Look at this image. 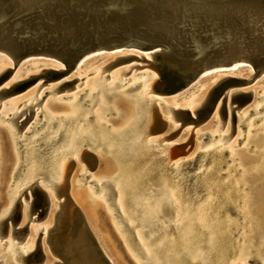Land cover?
Instances as JSON below:
<instances>
[{"label":"bare ground","instance_id":"6f19581e","mask_svg":"<svg viewBox=\"0 0 264 264\" xmlns=\"http://www.w3.org/2000/svg\"><path fill=\"white\" fill-rule=\"evenodd\" d=\"M121 2L122 0H102L104 9H107L109 5L118 6V4ZM226 2V0H196L197 5H194V7L206 5L210 8L209 10H212L216 13L217 11H215L214 8L216 7L215 4H220V7L224 8ZM247 2L254 3V0H247ZM180 3L182 2H179L177 5H180ZM207 7L205 9H208ZM248 7V4L241 6L242 12L246 16L251 12ZM3 13V10L0 9V18ZM220 19L221 21H223V24L226 23L225 26L227 27L228 31L219 32L218 36H224L226 33L229 35V37H232L233 41L235 42L232 47L228 44V42L225 41V39L221 40V50L223 51L224 55H227V57H229V61L222 64H231L230 68L226 70L229 71L226 74H229V76L233 74V77H237L234 75H239V71L237 68L241 66H247L249 68V74L251 75L254 71V66L252 65V63H250L249 59L255 60L256 58L257 51L255 49V45L261 44V42L264 43L262 36V34L264 33V29L260 30V35L253 36L251 40L244 39V35L238 32V28H235L234 21H232L231 19H227L225 16ZM260 23L264 28V19H262ZM208 26L209 24L207 22L204 27L208 29ZM33 29H37V31L34 32H38V28L34 27ZM250 29H252V26L250 27ZM209 30L210 29H208V31ZM125 38L130 40L132 48L127 49L122 53L130 52V50L132 49H140L143 53L142 56L144 58L147 57L145 59H149L148 61L152 63V68H155V70L157 71V78L154 77V74H150L148 76L146 75L147 77L140 76L141 78L134 79L128 86L135 87L136 85L143 83V86L140 90V92L143 93L149 91L152 88L154 80L155 82L158 81L159 85H164L165 78H162L161 72L164 71L165 66H168V61L165 54L169 53L170 51L175 57L176 64L172 66L174 70L178 71L180 69H183V67L179 64V61L183 59V55L176 48V46L173 47L164 42L162 48L160 46H155L153 48H138L140 47L139 43L135 42L138 38L137 36L127 35L125 36ZM143 42L146 44L149 43L148 41ZM195 42L197 43L198 41ZM205 42L207 43V45H211V47H213L208 38ZM195 46H197V44ZM213 48L211 49L210 54L216 53ZM154 49H156L155 52L151 54L147 53V51ZM233 49H235L237 52H240L241 54L237 56H231ZM112 52L113 51L109 53L113 54L114 52ZM262 54H264V48L262 49ZM137 55L139 56L138 53ZM87 57L88 56L80 59L77 66L75 67V70L80 68V64L86 62L84 60ZM0 58L5 62L4 65H0L1 72L8 65L11 66L12 64L8 60V57L0 56ZM236 60L243 61V63H233ZM49 61V65L52 68L63 67V64L57 59L51 58ZM21 64L23 63L20 62L17 65L20 66ZM219 64L221 63H213L212 65L198 72L193 78L192 83L189 86L185 87V91L188 88H191V85L198 83L200 78H202L203 76L211 73L221 72V69L213 67L218 66ZM34 65L38 66V64ZM193 66L194 65H190V67ZM100 67H102V65H100ZM211 67H213L214 69L206 71V69ZM127 68L118 70L115 75H110V84H106L105 86H102L100 88L96 86V83L100 81V79L98 80V75L100 72L98 73L96 71L98 70V67H94L91 70L92 72H96V74L92 77L91 83L89 85H86L83 90L85 91L86 89H88L90 94L96 92L94 101L96 107L91 111H81L75 107L74 103H76L77 96L80 94L76 92L71 94L72 99H69L70 101L66 100L62 102L61 100H64V96H61L62 99L58 97L47 99L45 98L44 100L49 102L51 107H48L46 105L47 103L45 102L41 107L42 110L32 109L31 115L26 112V107L34 106L39 96H42V94H44L46 90H43L40 93L39 91H31L28 94L24 93V95H22L21 93V95H18L15 99L10 98L0 103V120L5 127V129L4 127L0 128V143L2 144L0 161L2 163L3 157L5 164L2 163V165L5 168L9 164H12L13 158L11 145L14 144V149L16 151L17 157L10 184L13 185L15 177H18V180L14 183L12 189V198L10 199L4 212L0 213V220L5 215L8 216L10 214L14 201L21 195V193H24L25 197L29 196L28 201H33V196L31 193L32 181L35 180L39 184L43 181V184L48 188H46L47 191L53 192L52 187L46 184L45 180H52L51 182H53V185L55 186H58L61 183L62 175L65 171V163H67L65 159V157H67V155L65 156L66 152H68L72 158H75L79 157V147L91 149L90 147H92V144L94 145V147L100 144L101 147L98 148V151L102 152V147L103 145H105L107 147V151H105V153L110 154L111 151L108 149L112 148V140L118 141L117 139H114V136H117L119 139L117 145L118 149L116 148V151L114 152H117L119 150V152L127 151L130 153H134L139 149L141 151V154L147 156V161L149 162L148 164L152 169L151 172H156L158 174V178L155 179L154 182L152 181L153 183L148 181L146 184L145 193L142 194L139 198L136 197L138 200H133L132 206H129V204L125 200L124 191L120 182L121 180L119 181L118 178L114 177L115 173H113V175L111 176L103 175L102 177H93L90 174V177L94 178V180H96L101 187L99 192L96 194L93 192L94 189L92 190V186L89 187V194L90 196H92L93 202L95 204L93 213L102 223L101 225L104 227L108 240L114 246L113 248L116 252L115 255H113L114 261L112 260L114 264L133 263L130 262L127 256H125L124 250L119 243L117 236H115V234L109 227L104 212L98 203L101 202L103 204L105 211L108 212L109 216L112 218V213L111 211H109L107 205V195L105 192V190L109 188L107 187L105 189L104 185H102L104 183L101 184V182L105 179L112 184L115 190V203L117 211L122 216V221H124L131 229V231H133L134 237L136 239V245L140 250L141 254L139 257L136 258L132 255V253L126 248V244L125 242H123V239H121L119 230L115 226L112 218L114 229L117 231L126 250L130 253V256L135 261V263L264 264V237H262V234L260 235V230L264 232V143L261 149H258L256 147L252 149V145L259 144L264 140V112L262 113L261 111L264 109V87H260L257 90H255L254 88L252 89L253 95L248 105L246 103L241 107L240 111H238L237 125L231 137H229L231 130L228 125V120H226L225 125L222 126V129H220L221 125L217 121L215 126L211 130L198 132V134L208 133L210 135L209 143L205 142L204 145H200L199 150L193 156L187 159H179L177 161H173L170 164H167V152L164 150H159L155 147H161L160 145L156 144L158 138L149 137L146 139H142L143 132L141 131V129L148 126L150 118V113L146 109L148 103L146 102L144 108L140 110L142 112V116H140V112L139 115L137 111H134L133 115H129L126 111L124 112V110H120L118 108L117 102H121L120 104L124 106L126 100H131L134 106H136L137 104L139 105V103H141L144 98L139 96V91L133 97H128L127 95L123 94L122 90L114 87L116 86V82H118V80H120L121 83L125 82L124 80L126 78H121L120 74L124 73ZM15 70H17V68ZM25 72L26 75H28L27 71ZM23 73H14V76L20 74L22 75ZM134 74V76L137 77L136 74L139 73L135 72ZM167 75V79L169 78V84L173 85L178 82L179 79L177 77V74H174L173 72L167 70ZM263 75L264 70L261 72V75L258 78H264ZM14 76L13 78H15ZM221 77L222 76H220V78ZM132 78L134 77L132 76ZM218 80L219 79H215V81L207 90L201 89L195 95V98L193 97L186 102L184 106L190 109L187 110L183 108L188 112V114H186L185 116L186 120L205 121L211 114L215 115L216 112H219L221 116V99L223 96H225V100L227 98L229 99L232 91L229 93L227 91H224L225 93L222 92L224 93V95L221 93L217 97L210 112L206 114L208 104L213 95V88L217 84ZM18 81L19 77L18 80H13L9 87L13 88L14 84ZM59 87L60 83L58 82L53 89H57ZM199 88L200 85H196L195 90L193 89V91H191L192 95H194L195 92L199 90ZM178 91L180 92L181 90ZM255 92H258V94L254 100ZM227 94H229V97L227 96L226 98ZM143 95L145 94L143 93ZM2 97V92L0 91V98ZM33 97L35 98V101L30 100V98ZM88 97L90 98L89 95L87 96V98ZM59 104H64L67 107V111H64L62 113H55L57 111L53 112L52 106H57ZM162 104L165 103L162 102ZM167 105L172 106L171 104ZM248 107L250 109H248ZM227 109L229 110V108ZM228 110H225V115L228 113ZM109 111H115L116 113L122 114L126 117V122L128 123L125 127L126 129L117 131V128H115V126H112V124L105 119V115ZM190 111L193 112L192 114L195 115V117L191 115ZM23 112L25 113V116L21 118ZM250 114L252 115V117H249L251 116ZM19 115H21V117L20 119H17ZM28 115L31 116L29 122L24 125L21 132L19 131V133H17V126H19V123H22L25 119H27L29 117ZM228 115L230 116V114ZM215 118L216 117H214V119ZM257 121H259V123L255 126L254 123H256ZM14 123L17 124L16 127H9ZM106 124L109 127H106ZM175 126L177 127L178 125ZM243 127H245V131H243ZM191 129L192 127H190L188 130ZM64 130L65 132H63ZM235 133H237L236 137H234ZM8 134L12 136V140L11 138H9ZM62 134H64V138L66 135L68 136L64 142L58 143ZM224 138H228V140H230L231 138L232 139L229 142L227 140L224 143V141L222 142ZM240 139H244V141L240 145H238ZM16 141L18 142L16 143ZM250 142L252 144H250ZM174 145L175 144L170 143V145L167 146L172 147ZM24 147L26 148L24 152H19V150L21 151V149ZM250 149L252 150L250 151ZM173 153H176V151H173ZM199 154H203L200 159L198 158ZM21 155L22 157L24 156L25 165L24 167H22V169L19 168L18 170L17 168L19 167V163L22 159ZM173 155L174 154H172V156ZM225 155L227 156L225 163L229 160L232 161V163L228 164L226 170L223 169L225 171L223 173H231L230 170L233 168L235 169L234 166L236 164V166L239 165L236 169H241V173L237 178H234L235 174L232 173L225 180V175H223V181H221L219 180V178H221L220 176H222L223 173H219V171L223 170H220L218 167H222L223 164H220V162H222V158ZM257 159L258 162L256 164L248 165L245 167L242 166V164L246 163L247 160L254 161ZM210 160L211 164L209 166H205V164ZM183 163L190 164L182 167L181 165ZM191 163H195L196 166L200 165L199 169L188 175H186V171H184L183 174L179 175L184 168L189 170L188 168L190 167ZM217 168L219 169V171ZM84 171L85 170H83V172ZM43 173L46 174L45 178H43ZM89 183L90 182L88 181V184ZM243 183H245L243 189L239 190L238 188ZM246 188L248 189L246 190ZM205 189L206 192L204 191ZM76 192L80 191L76 190ZM213 192H215V194ZM205 193H208V195L199 204L194 205L195 202H197V200H200ZM190 198L191 201H188ZM49 202L50 216V210L53 209L51 222L45 226L41 224L33 225V228L37 232V234L39 231L41 233L40 236L42 234H46L45 240L49 246V250L52 256V259L50 260V257L47 255L46 261L50 264H55L56 260L59 261L60 264H79V262H77V260L73 257V254L70 250V244L73 239L75 237H78L77 241H79V239L81 238L80 227L74 226L70 217V214H72V206L70 207L69 205H67L64 210H61V212L59 211L60 214L56 216L54 211L58 206V201L54 202L49 200ZM47 212H45L44 216ZM167 213L168 217L164 216ZM234 228L236 229L234 230ZM48 231L50 232V234L47 237ZM237 233V237L234 238L235 234ZM11 236H13L12 233ZM35 239L31 240L28 243L20 245L19 248L21 252L17 248V254V249L16 251H14V249L12 248L14 247L12 246L14 245L13 243L11 245L12 247H9L13 250H10V254L12 253V259L15 260L17 258L16 256L19 254L20 258L23 255H30V253L35 254ZM7 241L11 242V240ZM103 250L105 249H102V251ZM89 251H87L86 255L94 258L95 255ZM53 252H55V254H53ZM106 253L108 254L107 251ZM106 253L103 254H105L106 256ZM109 257L110 259H112L110 255ZM250 258L256 259V261H258L259 263L249 262L248 259ZM141 261H143V263H140ZM18 263H22V259H20Z\"/></svg>","mask_w":264,"mask_h":264},{"label":"water","instance_id":"95a60500","mask_svg":"<svg viewBox=\"0 0 264 264\" xmlns=\"http://www.w3.org/2000/svg\"><path fill=\"white\" fill-rule=\"evenodd\" d=\"M226 1L224 8H221L220 4H215L216 7L214 8L215 11H217L215 13L209 10L210 8L206 5L194 7V5H197L196 0H122L118 6L109 5L107 9H104L102 0H0V9L4 12L0 18V52L10 57L13 62L12 67H6L0 72V84L20 62L26 63L34 59L46 58V60H50L54 58L63 64V67L57 68L43 67L38 73L29 74L27 77L20 79L14 84L13 88L1 87L0 91L2 92V96H9L17 93L38 79H41L39 85L44 84L48 80H54L60 83L58 89L62 87L71 88L77 80H81L84 75L91 72L81 77H73L68 80L64 79L70 72H76L75 67L80 59L88 56L84 60L86 61L92 56L102 54L108 50L110 52H119L131 49L130 40L125 38L127 35H135L138 37L135 41L139 43L140 47L138 48H153L155 46H160L162 48L164 42L168 43L170 46H176L183 55V59L179 61L183 69L175 71L172 67L176 64L175 57L171 51L166 53L165 56L168 61V66H165L164 71L161 72L162 78H165V84L159 85L154 83L149 91L154 95H169L172 94V92H177L185 86H189L195 75L202 69L213 63L222 64L229 61V57L224 55L221 50V40L225 39L232 47L235 42L233 38L229 37L226 33L224 36H218L219 32L228 31L225 26L226 23L223 24L220 18L225 16L227 19L234 21L235 28H238V32L244 35V39L251 40L253 36L260 35V30L264 29L260 23V21L264 19V0H254V3H248L247 0ZM179 2L182 3L177 5ZM247 4L251 12L246 16L242 12L241 6ZM206 7L208 9H205ZM207 22L209 24V31L204 27ZM251 26L252 29H250ZM34 27L38 28V32H34L37 31V29H33ZM262 36L264 40V33ZM207 38L214 48L211 47V45H207L205 42ZM143 41H148L149 43L146 44ZM195 41L198 42L196 43ZM194 42L197 46L194 45ZM212 48L216 51L215 54H210ZM263 48V42L255 45L257 51L256 58L255 60L249 59L250 63L254 66V71L248 78L229 75H224L219 78L217 84L213 88V95L208 104L206 114L210 112L215 100L222 92L228 87H235L231 92L228 102L233 126L235 111L249 102L252 97L251 90H241L240 88L252 83L255 77L264 70ZM155 51L156 49L149 50L147 53L151 54ZM91 52L95 53L90 54ZM38 54L39 56H37ZM138 54L139 56H135L132 53L123 56H115L113 60L102 65L100 72L102 80L106 79L108 76V73L103 74L105 70H109L121 63H130L124 73H127L131 68L136 70L143 66L152 65V63L142 56L143 53L140 49L138 50ZM231 54V56H237L241 53L233 49ZM190 65L194 66L190 67ZM79 66H81V64ZM167 70L177 74L179 80L176 84H169ZM226 70L227 69H221L220 71ZM127 79L128 78L124 81ZM129 88L133 87L128 86L122 90H127ZM83 93L84 91L77 96V101ZM93 94L94 93L91 95L93 96ZM222 94L224 95V93ZM92 96L83 99L80 102L81 105L90 101L88 106L91 107L95 100ZM42 97L43 94L37 99L35 104L40 102ZM157 99L158 98L153 95H144L142 102L135 106V111H137L138 115L140 112V116H142L140 110L144 108L145 103L149 100V104L146 108H148L150 113V123L148 126L141 129L144 134L160 133L166 126V121L161 117L160 112L154 104V101ZM160 103L162 102L160 101ZM225 105L226 100L225 96H223L220 106L221 118L223 119L226 110ZM162 107L163 109L167 107L174 117V120L179 121L176 130L157 137L158 140L156 144L163 148L170 145V143L160 144L161 139L173 137L177 130L186 122H191L193 126L201 122L200 120H186L185 116L188 112L183 108H174L167 104H163ZM106 127H108V125ZM17 142L18 141H16V143ZM92 147H94L93 144ZM25 149L24 147L21 151L19 150V152H24ZM87 153L92 165H94V154L91 152ZM21 158L17 169H22L25 165L24 156L22 157L21 155ZM72 164L73 162L69 161L68 172ZM194 165L195 163H191L188 169L192 168ZM45 177L46 174L43 173V178ZM109 189L112 192L111 186ZM31 193L33 202L31 203L30 210L27 212V217L30 218V213L37 211L36 216L34 218L31 217V219H41L48 206L46 193L38 184H32ZM109 194V196L112 197V193ZM60 195H63V204H65V206L70 205L71 207L72 201L68 196V183L66 178L64 179L63 186L57 189L56 196L58 197ZM71 209L72 214H70V217L72 223L74 226H79L81 232L79 241H77L78 237H75L70 244L73 257L79 264H111L102 253L78 207L72 206ZM20 215V203L17 199L14 201L10 214L0 220V236L5 234L9 224L13 234L17 237V241L19 242L22 240L27 233V226L26 223L19 225ZM114 215L119 217L121 221L123 220L118 211H115ZM122 222L124 223V221ZM49 234L50 232L48 231L47 237ZM5 242L6 240L3 241L2 244ZM35 243V254H30L28 256L23 255L21 257L22 264H39L42 261L44 254L41 250V246L38 241ZM17 248L19 249V246H17ZM87 251L92 252L95 257L92 258L86 255ZM53 254H55V252H53ZM2 261L3 260L0 259V262ZM55 264H60V262L56 260Z\"/></svg>","mask_w":264,"mask_h":264},{"label":"rangeland","instance_id":"374dc122","mask_svg":"<svg viewBox=\"0 0 264 264\" xmlns=\"http://www.w3.org/2000/svg\"><path fill=\"white\" fill-rule=\"evenodd\" d=\"M123 51H125V50H122L121 53L119 51V52H114V53L112 52L113 54H111V53H109L110 51L108 50V51H106V52H104L102 54H98V55L92 56L91 58L87 59L86 62H83L81 64L80 68H78L77 70H75L76 72H74V73L73 72H70V74L68 76L64 77V79L68 80V79L73 78V77H81L85 73L90 72L94 67H98V70H96V71L99 73V72H101L100 65H103L104 63H107V62L113 60L115 56H123L126 53H132V54L137 55V53H138V50H136V49L135 50H130V52H126V53L125 52L122 53ZM135 52H137V53H135ZM92 53H95V52H91L90 54H92ZM0 56H2V57H8V56H6L5 54H3L1 52H0ZM37 56H39V54ZM145 58H147V57H145ZM8 60L12 64L11 66H9V65L8 66L9 67H12L13 66V62H12L11 58L8 57ZM49 62L50 61L49 60H46V58H44V59H34V60H30V61H28L26 63H23L20 66H18V65L15 66L14 69L12 70V72L9 74V76L0 84V88L1 87H5V86L6 87H9V85L13 82V80L14 81L18 80V77H19V80H20V79H23V78L27 77L29 74L38 73L40 71V69H42L43 67H51L49 65ZM236 62L237 63H243V61H240V60L239 61L236 60L233 63H236ZM4 63L5 62L0 58V65H4ZM136 63H139V62H136ZM34 64H38V66H35ZM129 64H130L129 62H127V63H121V64H118V65L110 68L109 70H105L103 72V74L108 73V77L106 78V80L104 79L105 81L102 80V77H101V75L99 73L98 80L100 79V81H98L99 83L98 82L96 83V86L98 88H100L102 86H105L106 84H110L109 83V81H111L110 75H112V74L115 75V73L118 70L127 68L129 66ZM219 65L218 66H213V67H217L219 69H223V68L224 69H229L231 64L229 63V65L228 64H219ZM213 67L206 69V71H210V70L214 69ZM16 68H17V70H15ZM237 69L239 71L240 77H242V78H248L249 77V75H250L249 74V68L247 66H241V67H238ZM25 71H27V74L28 75H26V72ZM18 72H21V73L25 72V73H23L22 75L20 74V75L14 76V73L16 74ZM135 72L136 73L137 72H141V73L136 74L137 77H135L134 76L135 75L134 74ZM228 72L229 71H221V72H218V73L207 74V75L203 76L202 78H200V80H199L198 83L193 84L191 86V88H188L186 91H185V87H187V86H185L184 88L181 89L182 92L181 91L179 92L177 90H176L177 92H172V93H175V94H169V95H154V94L150 93V91L143 92L145 95L147 94L146 96L153 95V96H155V97L158 98V100H155L154 101V104L156 105L158 111L160 112L161 117L166 121V126H165V128L160 133H155V134H144V133H142V139H146V138H149V137L155 138V136L157 138L158 136H163V135L169 134L170 132H173L174 130L177 129V127L175 125H178L179 124V121L178 120H174V117L172 116L171 112L167 108H164L163 109V107H162L163 104L162 103H159V100L162 101L165 104H171L175 108H185L187 110H190L188 107H185L184 106L186 104V102L188 100L192 99L193 97L195 98V95L201 89L202 90L203 89L207 90L212 85V83L215 81V79L217 80V79L220 78V76H223V75H229V74H226ZM95 74H96V72H92L91 71L88 75L86 74L81 80H77L71 88L62 87L60 89H58V88L57 89H53L59 81L48 80L44 84L38 85L41 82V79H38L35 82H33L31 85H29L26 88H24L23 90H21V91H19L17 93L11 94L9 96H4V97L0 98V103H2L5 100H8L10 98L15 99L18 95H21V93H22V95H24V93L25 94H28L31 91H33V92L34 91H39V93H40L41 91L46 90V92L43 94V97H42V99H41L40 102H38L34 106H31V107L28 106V107H26V109H25L26 112L31 115V111L30 110H32V109L33 110L34 109H36V110L39 109L40 110L41 107H42V105H43V103H45V102L47 103L46 105L48 107H51L50 103L47 102L46 100H44L45 98L47 99V98H55V97H58V98L62 99L61 96H64V100H61L62 102L66 101V100L67 101H70L72 99L71 94H73L75 92L78 93V94L81 93L84 90L85 86L86 85H89L91 83L92 77ZM150 74H154V77L157 78V71L155 70V68H152V66H143V67L138 68L136 70H134V68H131L127 73L120 74V77L121 78H128V79L130 78V79L129 80L127 79L124 83H121V81L118 80V82H116V86H114V87L117 88V89L122 90L123 88L128 87V85L134 79L141 78L140 76H142V77H144L146 75L148 76ZM131 75L134 78H132ZM234 75L237 76V77H239V75H236V74H234ZM260 75H261V73L258 74L255 77V79L252 81V83H250V84H248L246 86H242L240 89L241 90H247V89H249L252 92V89L253 88L255 90H257L260 87L263 88L264 87V78L259 79L258 77ZM13 76L15 78H13ZM22 76H24V77H22ZM230 76H233V74H231ZM153 83H157L158 84V81L155 82V80H154ZM198 84L200 85L199 90H197L195 92V94L192 95L191 91H193V89L195 90V86L198 85ZM142 86H143V83L138 84V85H136L133 88H129L127 90H122V92H123L124 95H127L128 97H133L134 95H136V93H138V91L140 92ZM234 88L235 87H228L225 91H227L229 93V92L233 91ZM86 90L81 95L80 99L78 101H76V103H74L75 107L77 109L81 110V111H85V110L86 111H91V110H93L96 107L95 104L93 106L89 107L88 106V103L90 101L86 102V104H84V105L81 106V103L80 102L83 99L87 98L88 95L90 97L92 96L89 93V90L88 89H86ZM143 93L140 92L138 94H139L140 97H144ZM257 94H258V92H255L254 100H255ZM252 95H253V92H252ZM66 96H69V97H66ZM227 96L229 97V94L226 95V98H227ZM40 97L41 96H39V98ZM95 97H96V92H94L92 98L95 99ZM114 99H116V98H114ZM30 100L35 101V98L34 97L33 98H30ZM226 100H227V103H226L227 105H225V107H226V110H228L227 109V108H229V106H228V102L229 101L228 100H230V97H229V99L227 98ZM117 103H118V108L120 110L122 109V110H124V112L126 111L129 115H133L134 114L135 106H134V104L132 103L131 100H126V103H125L124 106L120 104L121 102L120 103L117 102ZM147 103L149 104V100H147ZM218 103H219V101H218ZM248 103L249 102H247V105H248ZM241 107L238 108L235 111L233 126H232V122H231V112H230V108H229V110L227 111L228 113L224 116V119L221 118L219 112H216L215 115H212L211 114L206 120L204 119L205 121L201 120V122H199L198 124H196L194 126H193V124L191 122H186L181 127V129L177 130L176 134L173 137H171V138H163V139L160 140V143H173V144H175L174 146H172V147L165 146V148L159 147V146H155V147L157 149H159V150H164V151L167 152V154H168L167 155V160H166V163L167 164H170L173 161H177L179 159H187V158L193 156L199 150V146L200 145H204L205 142L206 143L207 142L209 143V141H210V135L208 133H206V134L201 133L202 134L201 135V134H198V132H202V131H205V130H211L215 126V124H216L217 121L221 125V128L220 129H222V126L225 125L226 120H228V125H229L230 130H231V133L229 134L230 135L229 137H231L233 135V133H234L235 128H236L237 118H238V111H240ZM146 109L148 110V108H146ZM248 109H250V108L248 107ZM52 111L53 112L57 111L55 113H62L64 111H67V107L64 104H59L57 106H52ZM58 111H60V112H58ZM115 111L114 112L109 111L108 113H106L105 119L107 121H109V123H111L112 126H115V128H117V131H122L123 129H126L125 127L128 124L126 122V117L123 116L122 114L116 113ZM261 111L263 113L264 112V109L261 110ZM190 113H191L192 116L195 117V115L192 114L193 112L190 111ZM23 114H22V117H21V115H19L17 117V119H20V117L23 118L25 116V113L23 112ZM228 114H230V116ZM30 115L22 123H19V127L17 128L18 129L17 130V133H19V131L21 132L22 129H23V127H24V125L29 122V119L31 118ZM214 117H216V118L214 119ZM249 117H252V115L249 116ZM90 122H91V119H90ZM149 123H150V118H149ZM149 123H148V125H149ZM258 123H259V121H257L256 123H254V125L256 126ZM16 126H17V124L14 123L12 126H9V127H16ZM3 127L4 126H3V123L1 121L0 122V128H3ZM190 127H192V129L191 130H188ZM243 128H244L243 131H245V127H243ZM4 129H5V127H4ZM63 132H65V130ZM8 136L12 140V136L10 134H8ZM67 136L68 135H66L65 138H64V134H62V136L60 137V140L58 141V143L59 142L62 143L63 141H65L66 138H67ZM236 136H237V133H235V136L234 137H236ZM227 140H228V138H224L222 140V142L224 141V143H225V141H227ZM230 140H228V142ZM243 141H244V139H240V142H239L238 145H240ZM263 143H264V140H263V142H261L259 144L252 145V149L255 148V147L258 148V149H261V147H263ZM250 144H252V143L250 142ZM57 145H59V144H57ZM1 147H2V144L0 143V152H1ZM99 147H101L100 144L99 145H96V147H94L92 150H90L91 152H93L96 155L97 161H96V165H95L94 169L90 168L88 170L92 173L91 175L93 177H99V176L102 177L103 175L104 176H111V175H113V173L116 172V168H115V166L113 165V163L111 161H109L108 159H106L105 156L101 152L98 151V148ZM11 149H12V158H13L12 164H9L8 165L9 167L7 166L5 168L2 165V163L5 164L4 158L2 157V159H3L2 160V163L0 161V163H1L0 164V213L1 212H4L6 206L8 205L10 199L12 198L11 197L12 189H13L14 183L18 180V177H15L13 185L10 184V182L12 180V172L14 170V166H15V162H16V157H17L16 151L14 149V144L11 145ZM252 149H250V151ZM173 151L174 152L176 151V153H173ZM80 152L81 151H79V153ZM172 154H174V155L172 156ZM202 156H203V154H199L198 158L200 159ZM73 159L75 160V163L72 164V166L70 167L69 172L67 171L68 174L67 173L65 174V177L67 175L68 181H69V189H68V192H69V194H70V196H71L74 204L78 207V209L80 210V212H82V214H83V216H84V218H85V220L87 222V225L89 224L88 226H90L91 231L93 232V234L98 239H100L101 236L103 235V237L106 239V241L108 242V244L110 246L109 248L111 250H113V253L115 255L116 252H115V249L113 248L114 247L113 244H111L110 241L108 240L107 235H106L105 230H104V227L101 225L102 223L98 220L97 216H95L94 213H93V208H95V204L93 202L92 196H90V194H89V187L93 186V183H89L88 184V181H89V179L91 177L88 178L86 181H83V182L77 180V178L79 176V172L83 168V164L79 160V157H75ZM226 159H227V156L226 155L223 156L222 162H220V164H223V165H222V167H218L220 170H223V169L226 170L227 167H228V164L232 163V161L229 160L228 162H226L227 163L226 164L225 163ZM257 162H258V159L257 160H254V161H251V160L248 161L247 160V162L244 163V164H242V166L245 167V166H248V165L256 164ZM68 164L69 163H65V170H68L69 169ZM188 164H190V163H183L181 166L182 167H185ZM210 164H211V160L208 161L205 164V166H209ZM236 165L234 166L235 169L233 168V169L230 170L231 173L229 172V174L228 173H223V172H225L224 170L223 171H219V169L217 168L218 171H219V173H223L222 176H220L221 178H219V180L223 181V177H224L223 175H225V177H226V178L224 177V180L227 179L232 173L235 174L234 175V178H237L240 175V173H241L240 172L241 169L237 170L236 168H238L239 165L238 166H236ZM194 166H193V168H190L189 170H187V169L184 168L179 175L183 174L184 171H186L185 173H186V175H188V174H190L192 172H195L200 167V165L199 166L197 165L198 167L196 165H194ZM223 167H225V168H223ZM234 170H235V172H234ZM62 178H63V175H62ZM43 183L44 182L42 181L40 183V185H42L44 187V189L47 191L48 188ZM244 185H245V183L241 184L238 189L239 190H242ZM247 189L248 188H246V190ZM76 190L77 191H80V192H76ZM204 191L206 192V189ZM213 193L215 194V192H213ZM47 194H48V196L50 198V201H54V202H57L58 201L57 200L58 198L54 196V192L47 191ZM207 195H208V193H205L200 200H197V202H195L194 205L199 204ZM28 200H29V196L28 197H25L24 196V193L23 194L21 193V195L18 197V201L20 203V214H21L20 215L19 225H21L23 223H26V226H27V233L22 238V240H20L18 242V245H23L25 243H28L31 240L35 239V238H37V241H39V236H37V232L34 230L33 225H35V224H41V225L45 226V225L49 224L51 222V220H52V212H53V209L50 210L51 216H50V213L48 211L46 213V215L43 218H41V219H36V220L32 219L31 220L30 218H28L27 217L28 216L27 215V208L29 206L27 204L28 203ZM188 201H191V198ZM98 203H99V205L101 206V208H102V210L104 212V215L106 217V221H107L109 227L111 228V230L115 234V236H117L118 241H119V243L121 244V246H122V248L124 250L125 256H127L129 258L130 262H132L133 264H137V263H135V261L130 256V253L126 250V248H125L123 242L121 241V239H120L117 231L114 229V226L112 224V218L109 216L108 212L105 211V208H104L103 204L101 202H98ZM26 206H27V208H26ZM71 206H74V205L71 204ZM23 207H24V209H23ZM36 214H37V211H33V212L30 213V216H33L34 217V216H36ZM49 216H50V219H49ZM46 219H48V220H46ZM95 225L98 226V228H100L102 235L96 230ZM235 229L236 228H234V230ZM11 233H13V231L11 229V226L8 224V226L6 228V231H5V234L3 236H0V243L2 241H4V240L16 241L17 240V237L15 236V234H13V236H11ZM238 233L235 234V237L234 238L237 237ZM261 234H262V237H264V232H262L260 230V235ZM45 239H46V234H42L40 236V242H41V250H42V252L44 254V257H43L42 261L39 264H48L49 263V262L46 261L47 260V258H46L47 255L50 257V260L52 259V256H51V253H50V250H49V246H48V244H47V242H46ZM100 243L102 245V242L101 241H100ZM105 244H107V243H105ZM6 247L9 248V245L8 246L7 245L6 246L4 245V247H0V253L8 251V248H6ZM0 259H3V261L0 264H11V263L12 264H22V263H18V261L21 259L20 256H18L15 260L12 259V253L11 254H6V253L5 254H2V255H0ZM30 264H32V263H30ZM120 264H122V263H120Z\"/></svg>","mask_w":264,"mask_h":264},{"label":"flooded vegetation","instance_id":"af4514ba","mask_svg":"<svg viewBox=\"0 0 264 264\" xmlns=\"http://www.w3.org/2000/svg\"><path fill=\"white\" fill-rule=\"evenodd\" d=\"M114 139H117L118 141L112 140V144L114 146L112 145V148L111 149H108V150L111 151L110 154L105 153V151H107V147L105 145H103L102 148L104 150L102 149V152L101 153L105 156L106 159H108L109 161H111L113 163V165L115 166L117 172H115L114 177L115 178H118L119 181L121 180L120 182H121V185H122V188H123V191H124L125 200L129 204V206H132V201L133 200H138L137 198L141 197V195L145 193L147 182L150 181L151 183H153L154 180L158 178V174L156 172H151L152 169H151L150 165L148 164L149 162L147 161V156L144 155V154H141V151L139 149L136 152H134V153H130V152H127V151H120L119 152V150L117 152H114V151H116V148H117V145H118V142H119V139H118L117 136H114ZM115 144H116V146H115ZM104 147H106V148H104ZM90 148L91 149L85 148V147H79V151H81L79 153V160L82 162L83 168L80 170L79 176H78L77 180H79L81 182L86 181L88 178H90V176H91L90 174H92V173L88 169H90V168L94 169V167L96 165V161H97L96 155L93 152L90 151L93 148L92 147H90ZM87 152H91V153L94 154V158H95L94 159V161H95V164L94 165H92L90 158H88L89 155H88ZM66 155H67V157H65L66 162L69 163V161H71L74 164L75 163V160L71 157V155L68 152H66L65 156ZM85 166H86V168H85ZM83 170H85V171L83 172ZM67 171L68 170H65V172L63 174L62 181H61V183L58 186L53 185V182H51L52 180H49V179L45 180L46 181V184H48V185H50L52 187V190L54 192V196L55 197H57L56 196V192H57L58 187L63 186V183H64V179L65 178L67 179L68 189H69L68 177H67V175L65 177V174L67 173ZM93 181H95L96 183L93 182ZM89 182L90 183H93L92 190L94 189L93 192L96 194L100 190V188H101L100 185L97 183L96 180H94V178H90L89 179ZM105 182H106V184H105ZM102 183H104V184H102ZM32 184H38V185H40L35 180L32 181ZM101 184L104 185L105 189L107 187L109 188L111 186V188H112V192L111 193H113V194H111L112 197L109 196V193L111 191L110 189H106L108 192L106 190H105V192H106V195H107V200H106L107 201V205H108L109 211H111V213H112L113 222H114L115 226L118 228L119 234L121 235V239H123V242H125V244H126L125 245L126 248L132 253V255L134 257H136V258L139 257L141 253H140L139 248L135 244L136 239L134 237L133 231H131V229L128 227V225L125 222L123 223L119 219V217H117V216L114 215V213H115L114 211L115 210L117 211V208H116V203H115V190H114L112 184L108 180H106V179L103 180L101 182ZM95 185H97V186H95ZM40 186L44 189V187L42 185H40ZM44 191L46 193L47 200H48V206H47V210H46V212H47V211H49V208H50V205H49L50 204V202H49L50 198H49V196L47 194V191L45 189H44ZM68 196L71 198L69 192H68ZM57 198H58L57 199L58 200V206H57V208L54 211V213H55L56 216H58L60 214L61 210H64V208L66 207L65 204H63V202H62L63 195H60ZM17 199H18V197H17ZM71 201H72L71 204L74 205V206H76L74 204L72 198H71ZM32 202L31 201H28V205L30 203H32ZM29 206H31V204ZM29 206L27 208V212L30 210V207ZM166 212H167V210H166ZM5 216H7V215H5ZM164 216H167L168 217V213L165 214ZM30 217L34 218L33 216H30ZM86 224H87V222H86ZM95 227H96V230L102 235L100 228H98V226H96V225H95ZM88 228L91 230L90 226H88ZM40 234L41 233L39 231L38 234H37V236H39L38 243L41 246ZM92 234H93V232H92ZM12 235H13V233H12ZM93 236L95 237V239H96V241L98 243V246L100 247L101 251H102V249H105V250L102 251V253H106V251H107L108 254L112 257V259H110L109 255L107 253H106V258L109 259V261H110L111 264H114V262H113L114 261V259H113L114 258V256H113L114 253H113V250H111L109 248L110 246H109L108 242L106 241V239L103 237V235L101 236L100 239H98L94 234H93ZM100 241L102 242V245H101ZM2 242L0 243V247H4V245H7V244L9 245V243H10L9 247L14 246V247H12L14 249V251H16L17 246L20 247V245H18V241H14V242L13 241H11V242L7 241L4 244H2ZM35 242H37V238L35 239ZM13 243H14V245H12ZM105 243H107V244H105ZM34 245H36V243H34ZM10 250H12V249L8 248V251L2 252V253H0V255L5 254V253L6 254H10ZM19 251L21 252L20 248H19ZM17 252H18V249L16 251V254H17ZM18 256H20V254L17 255L16 257H18ZM248 261L251 262V263H259L254 258H250V259H248ZM140 263H143V261H141Z\"/></svg>","mask_w":264,"mask_h":264}]
</instances>
